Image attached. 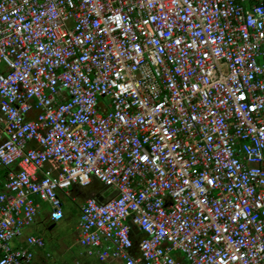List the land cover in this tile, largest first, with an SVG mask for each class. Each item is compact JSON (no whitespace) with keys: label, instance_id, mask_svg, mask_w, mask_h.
Segmentation results:
<instances>
[{"label":"built area","instance_id":"obj_1","mask_svg":"<svg viewBox=\"0 0 264 264\" xmlns=\"http://www.w3.org/2000/svg\"><path fill=\"white\" fill-rule=\"evenodd\" d=\"M0 166V264L93 179L99 261L264 264V0H0Z\"/></svg>","mask_w":264,"mask_h":264},{"label":"crops","instance_id":"obj_2","mask_svg":"<svg viewBox=\"0 0 264 264\" xmlns=\"http://www.w3.org/2000/svg\"><path fill=\"white\" fill-rule=\"evenodd\" d=\"M6 170L7 169L0 166V179L4 177ZM103 189V186L100 184V188L91 194L98 193L100 196L99 192ZM68 192L72 194L70 190H68ZM75 194L79 195L78 192H75ZM61 195L59 193V197ZM85 198H83L82 201ZM35 202L38 204V207L32 222L23 227L21 233L11 240L13 246H24L25 237L28 235H38L42 238L43 245L40 247L27 245L32 252L29 261L30 264H67L69 262H77L76 264H119L118 261L115 260L112 262L109 260L99 261L94 254H87L83 248L77 245L75 223L78 215V204H75V211L70 208L65 209L61 201L64 219L52 221L48 215L50 211L49 204L37 198H35Z\"/></svg>","mask_w":264,"mask_h":264},{"label":"rangeland","instance_id":"obj_3","mask_svg":"<svg viewBox=\"0 0 264 264\" xmlns=\"http://www.w3.org/2000/svg\"><path fill=\"white\" fill-rule=\"evenodd\" d=\"M220 65H221L222 71H225L224 64L221 62ZM98 188H100V184L96 180L93 179L88 185H85V186L74 185V186H69L68 188H66V191L70 190L72 194L74 195V202H72V200H70L68 197L62 196L61 194H60L61 196L59 197V199H61V201L63 202L65 209L70 208L71 210L73 209L76 211L75 204H79V202L82 201L83 198L90 195L92 192H95V190H97ZM75 192H78L79 195L75 194Z\"/></svg>","mask_w":264,"mask_h":264},{"label":"water","instance_id":"obj_4","mask_svg":"<svg viewBox=\"0 0 264 264\" xmlns=\"http://www.w3.org/2000/svg\"><path fill=\"white\" fill-rule=\"evenodd\" d=\"M94 196H95V198H96L97 200H100V199H101V197L98 195V193H94Z\"/></svg>","mask_w":264,"mask_h":264}]
</instances>
